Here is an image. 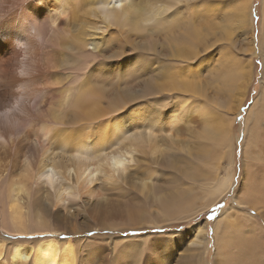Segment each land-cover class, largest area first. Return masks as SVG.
<instances>
[{"label":"bare ground","instance_id":"6f19581e","mask_svg":"<svg viewBox=\"0 0 264 264\" xmlns=\"http://www.w3.org/2000/svg\"><path fill=\"white\" fill-rule=\"evenodd\" d=\"M135 1L0 0V182L12 211L9 214L11 229L2 219L0 226L18 233L10 249V262L4 259V242L0 240V264H78L75 242L58 238L91 230H152L153 225L164 224L179 214L176 219L192 214L189 212L194 198L192 188L182 187V184L188 182L187 179L189 182L208 179L199 166L172 155V160L182 167L178 168L179 173L175 169L167 180L150 183L146 181L148 177L139 179L137 172L124 173L128 162L138 161L134 154H142L145 149V154L151 155L154 162L160 163L163 159L166 164V151L178 150L182 143L180 137L184 132L190 135V116H181V111L174 114L166 110L164 102L154 104L148 100L162 91L164 79L173 81H166V91L199 95V90L192 88L187 80L178 78L179 74L167 61L165 64L142 56L130 60L121 69L110 65L109 71L103 67L108 68L107 64L119 58V54L114 48L104 52L109 46L102 48L104 36L93 31L99 28L94 19L107 28L109 24L121 25L132 14L140 15L142 11L148 13L144 18L146 23L159 15ZM247 5L244 3L243 7ZM156 71H160L159 74H155ZM230 80L232 77L225 76L223 81ZM258 107L264 110L260 103ZM196 109L194 113L200 112L199 115L205 112ZM255 112L253 122L263 123L259 109ZM203 127L202 138L211 142L210 152L216 157L218 140L222 144L225 134H219L217 126L210 123ZM250 134V150L259 148L264 156V148L257 145L264 139V132L259 136L253 127ZM193 135L190 137L199 138ZM250 150L245 153L249 172L245 173L246 183L238 204L260 214V210H264V174L259 175L256 152ZM9 161L17 162L21 169L15 180H10L6 171L5 163ZM98 179L106 188L121 182L134 191L138 182L137 189L145 198L159 203L157 211L162 212L163 219L148 222L143 217L142 201L135 193L124 201L125 209L112 214L114 219L95 220L98 217L92 215L86 228L73 224L70 226L75 228L62 230L55 225L62 220L56 208L53 215L36 211L35 219L28 218L27 223L21 212L17 213L20 211L18 197L27 193L28 183L43 184L44 196L51 198L52 206L93 202V207L97 208L100 202L103 205L109 200L100 186L95 187ZM216 179L215 176L213 180ZM229 186L226 178L218 181L206 205L213 203ZM125 194L127 192L121 197L125 198ZM46 215L55 223L49 224ZM117 217L120 219L116 220ZM114 221L130 226L120 228ZM218 222L219 218L215 228ZM225 225L221 250L224 257L230 259L227 264H264V246L258 245L259 236L250 232V236H245L239 227L231 229L228 222ZM193 229L202 232L200 226ZM230 245L237 250L235 256L225 253ZM85 247L86 251L91 248L89 244ZM141 247L137 244L129 248L130 256H140ZM143 262H150L149 256H145Z\"/></svg>","mask_w":264,"mask_h":264},{"label":"rangeland","instance_id":"374dc122","mask_svg":"<svg viewBox=\"0 0 264 264\" xmlns=\"http://www.w3.org/2000/svg\"><path fill=\"white\" fill-rule=\"evenodd\" d=\"M82 1L87 3L86 0ZM137 1H140L139 6L143 5L146 10L157 11L159 15L156 18L152 17L151 21L146 23L144 18L148 13L142 11L140 15L132 14L121 25L109 24L107 28L100 25L99 20L94 19L96 26L100 29L93 31L98 35L103 33L104 36L102 48L109 46L104 52L114 48L119 54V58H114V62L107 64L108 68L103 67L109 71L112 69L110 65L121 69L130 60L139 59L142 56L160 60L165 64L167 61L172 70L179 74L178 78L187 80L192 88L199 90V95L182 91H166V81L167 83L173 81L165 78L162 91L148 100L154 104L164 102L167 111L172 110L174 114L181 111V116H190V135L194 134L193 136L202 138L204 124L216 125L219 134H225L224 142L220 144L218 140L219 146L215 150L219 154L213 157L209 140L196 139L189 134L185 135L184 132V135L180 137L182 143L179 144L178 150L166 151V164L163 159H160V163L154 162L151 155L145 154L147 149L142 154H134L138 157V161H130L127 164L125 174L137 172L139 179L148 177L146 181L150 183L169 179L175 169L179 173L178 168L182 165L173 161L172 155L175 158H183L182 161L187 164L190 162L202 168L200 170L203 171L202 174H207L205 175L208 177L207 180L189 182L190 180L187 179L188 182L182 184V187L192 188L191 195L194 198L192 206L189 205V212L192 214L176 219L180 216L179 214L169 219L170 221L165 220L164 224L153 225L152 230L115 232L91 230L58 239L75 242L78 250L76 252L78 264H85V262L86 264H144L145 256L150 258L147 264H215L217 261L224 260L226 261L220 264H227L230 259L225 258L221 250V236L223 238L224 226L227 222L231 229L239 227L245 236L258 235L261 240L258 245L264 246V210H260L263 213L260 215L249 207L238 204L245 187L246 174L249 172L245 153L250 150V131L254 127L255 134L264 132V122L256 124L253 122L257 108L261 113L260 117L262 116L264 120V110L261 111L258 107L260 103L264 109V0ZM244 3H248L246 8L243 7ZM172 58L178 59L172 60ZM118 61L122 62V65ZM159 72L156 71L155 74ZM225 76L232 77V80L224 83ZM197 107L198 110L204 109L205 112L201 115H199L200 112L194 113ZM205 115L211 117H204ZM263 140L257 142L261 148H264ZM251 151L256 152L259 175L264 174V156L259 148L256 150L253 148ZM5 164L9 179L18 177L21 171L19 164L15 161ZM215 176L217 179L213 180ZM225 178L229 180L230 186L213 203L206 205L218 181ZM137 183L134 191L121 182L108 185L109 188H106L98 179L95 187L100 186L99 188L109 200L104 201L103 205L100 202L97 208L93 207V202L86 205L72 202L65 207L52 206L51 198L44 196L43 184L28 183L27 193L20 194L18 197L17 204L20 211L17 210V213L21 212L27 223L28 218L35 219L36 211H47L53 215L56 208L62 220L55 225H59L62 230H68L71 227L86 228L88 218L92 215L98 217L95 220L114 219L112 214L125 209L124 201L131 193H135L136 198L142 201L143 217H146L148 222H155L158 218L163 219L160 216L162 212L157 211L159 203L154 201L153 205L150 198H145L137 189ZM166 191L169 190L166 188ZM125 192L127 194L124 195L125 198H122ZM9 214H12V211L2 192V182H0V219L8 228L11 226ZM46 216L50 219V222L47 220L49 224L55 223L51 216L50 218L49 215ZM218 218V226L215 228ZM119 219L120 217L116 218V220ZM114 223L120 228L130 226L118 221ZM73 224L75 227L70 226ZM195 226H200L202 232L194 231ZM17 234L0 226V240L4 242L3 255L8 262H10L11 246L18 239ZM29 235L33 234L23 236ZM234 236L236 239L239 237L237 231L234 232ZM87 244L91 246L88 251L85 247ZM137 244L142 245L139 252V254L142 252L141 255L130 256L132 252L129 248ZM152 244L153 247H151ZM225 253L235 256L237 250L230 245Z\"/></svg>","mask_w":264,"mask_h":264}]
</instances>
